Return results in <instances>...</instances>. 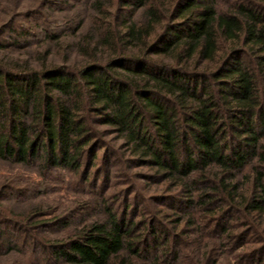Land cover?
<instances>
[{"label":"trees","instance_id":"obj_1","mask_svg":"<svg viewBox=\"0 0 264 264\" xmlns=\"http://www.w3.org/2000/svg\"><path fill=\"white\" fill-rule=\"evenodd\" d=\"M4 163L0 264H264V0H0Z\"/></svg>","mask_w":264,"mask_h":264},{"label":"rangeland","instance_id":"obj_2","mask_svg":"<svg viewBox=\"0 0 264 264\" xmlns=\"http://www.w3.org/2000/svg\"><path fill=\"white\" fill-rule=\"evenodd\" d=\"M223 1H225V0H223ZM111 138H106V140L105 141H109ZM101 153V152H100ZM113 167L114 166H110V165H107V164H103V170L104 171H106V170H112V171H114L115 169H117V172L116 173H114V175H115V177H118L117 178V182H115L116 181V178L113 180V184L111 183V185L109 186V187H107L106 189H107V193H108V195L110 196L112 193H116V192H118V193H116L120 198H121V200H122V204H120V205H117V206H115L116 207V209H117V207L120 209L121 207H124L125 206V202H124V200H123V198L126 196V191L130 188V187H132V183H134L133 181H136L137 180V184H139V183H142V181H140L139 179H140V177H142V176H140L141 174H139L138 172L139 171H143L142 169H139V168H135L133 171H131V173H135V174H139V179L136 177H133V179H129L128 178V181H130L131 183L130 184H128L127 185V183H129V182H127V180L125 181V179H123V177L121 176V173H127V171L125 170V169H123V170H120L119 171V166H118V168L116 167L114 170H113ZM97 170V167H95V168H92L91 169V174L94 172V171H96ZM115 172V171H114ZM61 175V174H60ZM62 175H65L64 176V178L62 179V180H60L58 183H55L54 185H56L58 188H54L55 189V191H53V192H51L49 195H47L46 197H48V198H46L47 199V201H48V203H49V205L51 206H53L54 208L55 207H57L58 209L60 208V209H63V207H64V209L65 208H70L71 207V200L74 198V197H81L79 194H76V193H74V191L71 189V191H68V189H66L65 187H66V184H67V182L69 183V178H70V176H68V175H66V174H62ZM21 177H27V178H30V177H32V178H35V176H34V173L31 171V170H29V169H25V168H19V167H16V166H11V165H9L8 163H4V164H0V182H2V181H4V180H7V181H9L10 179H16V178H18V179H20L21 180ZM127 178V177H126ZM115 183H117V184H115ZM122 183V184H121ZM126 183V184H125ZM65 187H64V186ZM148 187V186H147ZM148 189V188H147ZM148 191H149V189H148ZM148 191L146 192V193H148ZM123 195H124V197H123ZM149 195V194H148ZM82 198V197H81ZM85 199V198H84ZM114 204H115V202H113ZM152 205V207H157V208H159L160 206H156L157 204H151ZM154 205V206H153ZM8 207L6 208L7 209V211H8V214L9 215H11V216H16V215H18L19 213L18 212H20V207L19 206H16L15 205V203L13 202V201H11V202H8V205H7ZM22 208V207H21ZM11 210L13 211V212H11ZM142 210L144 211V209H143V207L142 208H140V213H142ZM17 213V214H16Z\"/></svg>","mask_w":264,"mask_h":264}]
</instances>
